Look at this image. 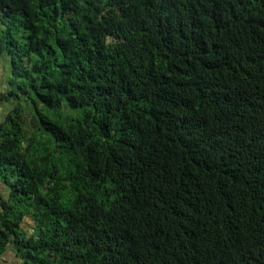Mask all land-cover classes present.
Here are the masks:
<instances>
[{"label":"trees","instance_id":"16d2710c","mask_svg":"<svg viewBox=\"0 0 264 264\" xmlns=\"http://www.w3.org/2000/svg\"><path fill=\"white\" fill-rule=\"evenodd\" d=\"M0 62V256L264 264V0H0Z\"/></svg>","mask_w":264,"mask_h":264},{"label":"rangeland","instance_id":"374dc122","mask_svg":"<svg viewBox=\"0 0 264 264\" xmlns=\"http://www.w3.org/2000/svg\"><path fill=\"white\" fill-rule=\"evenodd\" d=\"M3 72H4V68H3V65L0 62V78H1ZM13 105H15V102H13V101L5 103L4 107H6L5 108L6 112L10 111L12 109ZM5 114L6 113H4V116L0 115L1 121L6 120L5 119ZM24 114L26 116L27 130L30 132V130H32V127H31V122H30L31 114L29 112V109L24 110ZM6 124H8V121H6ZM2 194H3L4 197L6 196V192H3ZM31 226H32V222L30 220V216H25L24 220H23V228H27L28 231L31 232L32 231ZM0 264H21V261L19 260L18 256H16V254L12 250H6L0 256Z\"/></svg>","mask_w":264,"mask_h":264},{"label":"crops","instance_id":"0c3cea01","mask_svg":"<svg viewBox=\"0 0 264 264\" xmlns=\"http://www.w3.org/2000/svg\"><path fill=\"white\" fill-rule=\"evenodd\" d=\"M6 107H4V102L0 101V115H4V113H6ZM1 120V118H0Z\"/></svg>","mask_w":264,"mask_h":264}]
</instances>
